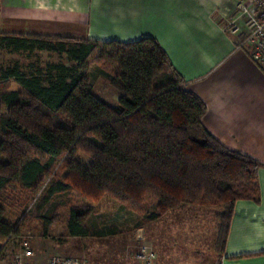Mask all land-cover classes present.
Instances as JSON below:
<instances>
[{
    "label": "trees",
    "instance_id": "16d2710c",
    "mask_svg": "<svg viewBox=\"0 0 264 264\" xmlns=\"http://www.w3.org/2000/svg\"><path fill=\"white\" fill-rule=\"evenodd\" d=\"M1 48L66 54L74 64L0 65V242L22 228L5 219L10 193L35 192L46 176L60 173L63 179H51L31 215L46 234L57 218L50 201L71 191L85 201L70 206L73 236L103 233L94 234L87 220L106 195L148 222L187 205L215 206V249L223 256L237 201L261 202L264 163L205 128V102L187 88L156 37L122 42L0 33ZM97 51V62L115 67L109 80L117 102L93 90L88 60ZM81 151L89 165L77 158Z\"/></svg>",
    "mask_w": 264,
    "mask_h": 264
},
{
    "label": "crops",
    "instance_id": "0c3cea01",
    "mask_svg": "<svg viewBox=\"0 0 264 264\" xmlns=\"http://www.w3.org/2000/svg\"><path fill=\"white\" fill-rule=\"evenodd\" d=\"M237 1L0 0V33L122 42L156 37L187 88L205 102V128L226 147L264 163V71L240 45L241 36L226 27L237 12ZM0 65L10 64L1 61ZM259 182L261 202L237 201L225 252L215 264H264V168L259 171ZM52 207L57 210L58 205L48 209ZM114 215L102 216L101 222L92 215L88 226L94 234L103 232L92 236L69 233L66 222L70 212L61 226H56L54 219L47 234L37 219L39 236L31 235L28 224L8 244L17 251L25 238L21 233L31 235L27 239L35 255L30 257V264H47L46 260L57 253L72 254L65 247L78 240L117 241L124 222L119 212ZM9 222L14 224L15 220ZM119 252L125 254L124 250Z\"/></svg>",
    "mask_w": 264,
    "mask_h": 264
},
{
    "label": "rangeland",
    "instance_id": "374dc122",
    "mask_svg": "<svg viewBox=\"0 0 264 264\" xmlns=\"http://www.w3.org/2000/svg\"><path fill=\"white\" fill-rule=\"evenodd\" d=\"M109 51L107 50V52ZM100 52L97 51L90 57L87 71L91 77L94 92L100 95L101 98L114 102L118 100V93L116 88L111 85L109 77L114 74L115 67L112 64L97 62ZM0 54V62L13 64L17 61L25 68L30 65L33 69L46 68L48 63L57 62L68 65L74 64V62L69 61L66 55L60 56L59 53H51L45 50L44 52L34 51L31 53L25 51L24 53L8 54L6 49L1 48ZM16 87L14 86L13 89H16ZM2 111H5L4 106ZM77 158L85 165H89L92 161L91 157L82 151L77 154ZM55 177L63 179V174L55 175L51 173V175L46 176L40 189L35 192L16 191L10 193L8 201L12 207H9L5 219L15 220L14 225L22 222L23 228L29 224L31 235L39 236L40 228L35 227L38 223L37 218L31 215L33 211H36L34 209L37 207L39 200L44 197L51 185V179ZM52 199L53 203H50L48 208L55 204L58 205L57 210H55L57 212L56 221L58 222L55 223L56 226L64 224L65 219L69 216L70 206L84 204L85 202L74 191L57 194ZM96 208L97 211L93 216L96 215L94 218H98L97 220H100V222L102 216L107 214L113 217L114 214L119 212L123 217L121 222H124V228L121 230L120 237L116 239L117 241L104 240L103 238L78 240V244L73 243L65 247L68 249L67 251H72V254L57 253L53 256L62 255L77 259L82 258L87 261L90 258V264H142L137 257L138 250L142 245H147L156 254L154 264H213L218 257L215 249L218 208L215 206L187 205L179 210L166 213L163 218L155 222L146 221L144 214L126 208L110 195L104 196ZM122 208L124 210H119ZM90 219L92 220V217L88 219V222ZM136 223L137 225L141 224V226L135 228L134 224ZM21 235H24L26 240L31 236L27 233H21ZM9 247V244L0 242V264H6L12 259L14 253L20 249L18 248L17 251L13 249V244ZM120 250H124L125 254L119 252ZM48 260H46L47 263Z\"/></svg>",
    "mask_w": 264,
    "mask_h": 264
},
{
    "label": "built area",
    "instance_id": "2783aa9c",
    "mask_svg": "<svg viewBox=\"0 0 264 264\" xmlns=\"http://www.w3.org/2000/svg\"><path fill=\"white\" fill-rule=\"evenodd\" d=\"M226 27L230 33L241 36L240 45L248 49L251 58L264 71V0H238L237 12L229 18ZM31 248L29 241L24 239L8 263L30 264V257L35 255ZM155 256V252L147 245H142L137 254L144 264H154ZM47 264H88V261L57 255L51 257Z\"/></svg>",
    "mask_w": 264,
    "mask_h": 264
}]
</instances>
